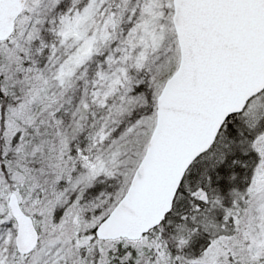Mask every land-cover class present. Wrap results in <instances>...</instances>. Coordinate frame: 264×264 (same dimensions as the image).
I'll use <instances>...</instances> for the list:
<instances>
[{
    "label": "snow or ice",
    "instance_id": "obj_1",
    "mask_svg": "<svg viewBox=\"0 0 264 264\" xmlns=\"http://www.w3.org/2000/svg\"><path fill=\"white\" fill-rule=\"evenodd\" d=\"M0 264H264V0H0Z\"/></svg>",
    "mask_w": 264,
    "mask_h": 264
}]
</instances>
